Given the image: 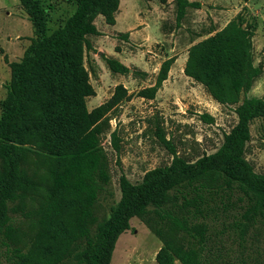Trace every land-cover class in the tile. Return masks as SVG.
Returning <instances> with one entry per match:
<instances>
[{"label":"trees","instance_id":"16d2710c","mask_svg":"<svg viewBox=\"0 0 264 264\" xmlns=\"http://www.w3.org/2000/svg\"><path fill=\"white\" fill-rule=\"evenodd\" d=\"M19 1L34 36L22 59L10 63L7 95L0 102V255L3 249L13 250L17 264H59L64 259L110 264L130 219L145 217L154 207L170 224L167 230L185 234L177 243L163 238L161 264L176 259L182 264H233L211 247L213 223L221 215L233 217L227 226L234 228L240 242L251 227L264 226V173L256 172L245 156L251 124L264 117V95L247 93L263 70L254 64L253 32L245 27L243 16L193 44L184 68L216 101L235 105V126L216 151L195 161L172 151L169 164L149 170L142 180L122 176L119 201L98 220L99 192L111 180L101 135L110 127L108 112L126 90L117 86L108 101L89 110L86 99L96 91L85 52L93 48L88 36L100 34L96 17L103 15L113 24L120 0H75L73 14L53 32L41 0ZM175 3L178 22L189 7L202 6L189 0ZM106 62L113 72L130 71L116 58L107 57ZM167 67L163 63L161 80L167 78ZM112 138L119 150L115 131ZM171 199L172 205H167ZM15 201L17 205L10 206ZM230 204H237L238 213L226 212ZM18 210L33 227L26 243L21 236L17 239L12 223L11 211Z\"/></svg>","mask_w":264,"mask_h":264},{"label":"rangeland","instance_id":"374dc122","mask_svg":"<svg viewBox=\"0 0 264 264\" xmlns=\"http://www.w3.org/2000/svg\"><path fill=\"white\" fill-rule=\"evenodd\" d=\"M41 1L47 9L49 32L63 25L76 9L75 0ZM203 2L199 8L189 7L179 22L176 6L168 5L161 23L165 37L160 36L149 45L130 43L116 32H107L102 18L97 23L103 35L88 36L94 46L85 52V66L91 71L90 79L96 91L86 99L89 110L108 101L117 86L122 85L126 90L123 99L108 112L110 127L101 135V144L109 158L111 180L99 192L95 205L98 220L108 216L111 207L119 201L122 176L138 182L149 170L169 164L173 159L172 151L195 161L216 151L224 135L235 126L238 121L235 105L216 101L203 84L185 74L184 68L193 44L215 35L239 14L244 18L245 27L253 32L254 64L263 70L247 96L264 95V0ZM137 5L145 11L144 0ZM120 30H125V26L120 25ZM33 36V25L20 1L0 0V102L7 95L10 63L22 59ZM145 47L150 51L144 50ZM114 54L128 65L129 72L118 73L109 68L106 58ZM165 62L167 78L161 80ZM244 96L242 93L241 98ZM206 115L209 118H205ZM113 131L119 150L113 143ZM245 156L256 172L264 173V117L256 118L251 124ZM39 166H43L41 172L44 173L45 166ZM172 202L171 199L166 204L172 205ZM153 208L145 217L130 219V228L117 239L110 264H161L158 254L165 246L163 238L175 243L182 237L185 239L184 232L177 236L167 230L170 224ZM238 210L237 204H230L226 212L236 214ZM11 215L18 230L17 239L21 236L25 239L21 241L26 243L32 224L21 210L11 211ZM220 218L211 228L214 252L220 249L224 258L233 264H264V226L251 227L246 240L240 242L234 228L227 226L232 224L233 217L221 215ZM157 228L162 229L161 234L156 232ZM2 251L0 264H17L13 250ZM59 264L76 263L64 259ZM174 264L182 262L176 259Z\"/></svg>","mask_w":264,"mask_h":264},{"label":"crops","instance_id":"0c3cea01","mask_svg":"<svg viewBox=\"0 0 264 264\" xmlns=\"http://www.w3.org/2000/svg\"><path fill=\"white\" fill-rule=\"evenodd\" d=\"M138 1L140 0H120L118 10L115 13V22L113 24L107 23L103 15L97 16L95 23L100 31L99 35H103V33L99 29L97 22L98 19L102 18L105 21L107 32H116L118 36L128 40L130 43L139 42L141 45H149L152 40H157L160 36L165 37V33L161 29V23L165 18L164 14L166 13L168 5L176 6L175 0H144L146 4L145 11L141 10V6L137 5ZM189 1H197L201 3V5L204 3V0ZM120 25L125 26V30H120ZM140 41H142V43ZM146 49L150 51L148 47L144 48V50ZM99 52L100 54L103 53L101 51ZM116 56L118 55L114 54L112 57L118 59Z\"/></svg>","mask_w":264,"mask_h":264}]
</instances>
